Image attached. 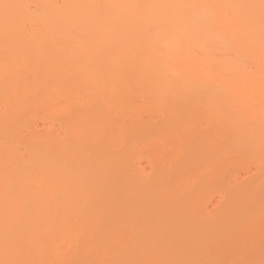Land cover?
<instances>
[{
	"label": "bare ground",
	"instance_id": "1",
	"mask_svg": "<svg viewBox=\"0 0 264 264\" xmlns=\"http://www.w3.org/2000/svg\"><path fill=\"white\" fill-rule=\"evenodd\" d=\"M0 264H264V0H0Z\"/></svg>",
	"mask_w": 264,
	"mask_h": 264
},
{
	"label": "rangeland",
	"instance_id": "2",
	"mask_svg": "<svg viewBox=\"0 0 264 264\" xmlns=\"http://www.w3.org/2000/svg\"><path fill=\"white\" fill-rule=\"evenodd\" d=\"M153 132H150V134H152ZM163 133H165V132H163ZM144 153H142V155H143V157H141L142 159H141V161H139V164H140V166L142 167V168H144L143 170H146L145 172H147L148 173V171H150V169H151V167L150 166H152V163H153V161H152V163H150L151 162V160L150 159H148L146 156H148V153H146V150H144L143 151ZM149 152H151L150 150H149ZM144 154H145V156H144ZM134 155V154H133ZM149 157V156H148ZM193 158H195V157H193ZM193 158H191V159H189V160H194ZM190 162V161H189ZM252 165V164H251ZM245 167V166H244ZM253 167H254V165H253ZM251 168H252V166H251ZM241 169H242V167H241ZM240 170V168L238 169V170H236L237 172L235 173V176H236V174H240V179H241V181H247L248 180V178H249V173H245L243 170H242V172H241V170ZM252 170H253V168H252ZM254 171V170H253ZM248 172V171H247ZM178 173V172H177ZM177 173H175V176L177 175ZM252 173V172H251ZM247 176H248V178H247ZM247 178V179H246ZM170 179H171V177H170ZM240 179H239V181H240ZM169 179H167V180H165V182L167 181V182H169L168 181ZM238 181V180H237ZM240 181V182H241ZM167 182L166 183H164V184H167ZM136 186V185H135ZM135 186H134V189H135ZM216 189H218V187H216ZM219 190V189H218ZM220 190H222V188L220 189ZM219 190V191H220ZM218 192V191H217ZM217 194V193H216ZM216 194H214L215 195V197L214 196H211L210 197V201L209 202H206V200L203 202L204 203V205H205V207H207V208H209V209H211L212 207H216L218 204H220L221 203V199H220V195L218 196V194L216 195ZM219 198V199H218ZM219 201H220V203H219ZM223 204V201H222V203H221V205ZM220 205V206H221ZM219 207V206H218Z\"/></svg>",
	"mask_w": 264,
	"mask_h": 264
}]
</instances>
